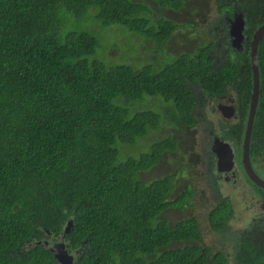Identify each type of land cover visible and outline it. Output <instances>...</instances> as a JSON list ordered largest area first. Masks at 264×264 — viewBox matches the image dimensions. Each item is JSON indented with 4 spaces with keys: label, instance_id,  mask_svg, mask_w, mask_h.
I'll return each instance as SVG.
<instances>
[{
    "label": "trees",
    "instance_id": "16d2710c",
    "mask_svg": "<svg viewBox=\"0 0 264 264\" xmlns=\"http://www.w3.org/2000/svg\"><path fill=\"white\" fill-rule=\"evenodd\" d=\"M153 4L182 9L186 0H0V264H59L53 244L42 243L70 220L68 247L81 251L76 259L70 252L75 264H230L203 242L196 215L166 217L193 198L188 184L173 195L184 167L142 177L178 150V140L162 136L124 159L121 145L163 124L191 133L198 101L191 83L216 93L239 80L249 102V51L218 69L210 44L157 66L108 65L89 59L99 47L95 34L70 29L96 17L164 45L181 24ZM251 23L252 36L262 20ZM258 58L264 90V37ZM147 96L160 99L159 110L138 107ZM233 211L229 199L213 207V230ZM235 262L264 264V246L242 240Z\"/></svg>",
    "mask_w": 264,
    "mask_h": 264
},
{
    "label": "rangeland",
    "instance_id": "374dc122",
    "mask_svg": "<svg viewBox=\"0 0 264 264\" xmlns=\"http://www.w3.org/2000/svg\"><path fill=\"white\" fill-rule=\"evenodd\" d=\"M239 5L243 6L242 0H186L185 7L182 9H163L153 4L152 8H155L157 15L166 16L181 24L164 45L146 39L142 35L135 37L133 31L121 24L103 26L96 17L88 16L78 24L73 23L70 29L84 30L95 34L99 40V47L89 59H98L108 65L129 63L136 68H142L147 64L157 66L165 63L166 59L171 57L170 55L195 53L199 47L210 44L213 45L211 52L215 58L214 68L218 69L220 65L228 63L229 60L236 57L243 58L245 53L248 51L250 53L249 39L245 38L240 47H235L231 41V18H234V6ZM246 30L247 26L245 36H249ZM190 87L199 100L195 106V115L198 121L196 124L197 133L194 130L191 133L180 132L169 124H163L160 128L150 130L137 143L121 145V157L124 159L129 154L139 156L142 151L149 150L152 141L169 134L174 136L179 142L178 150L165 153L157 165L142 173V177L150 180L176 171L181 166L184 167L177 176L173 195L181 193L184 186L188 184L194 189V197L186 207L169 209L166 217L175 222L183 217L196 215L200 219L204 243L209 244L214 250L221 249L227 252L230 264H237L233 254L235 253V243L244 238L240 229H245L248 221L257 213H261L263 207L261 203L257 202L258 195L252 192L249 186L247 188V181L244 183L238 173L233 171L234 173L227 174L224 180L218 179L219 185H216L214 183V178H216L213 171V169L215 170L214 163L206 157L207 154L203 157L201 154L193 153L192 143L195 138L201 139L204 150L210 147L209 132L214 123L211 124L207 106H211L213 100L208 103V99L203 96L204 90L200 84L191 83ZM120 99H116L115 102L121 103ZM126 103L129 104V102ZM138 107L159 110L161 101L158 98L147 96L144 103H139ZM208 153H211L210 150ZM238 157L242 158V153ZM218 170L220 171L219 167ZM224 198L232 200L234 211L225 228L215 231L209 222V211ZM58 234L61 236L62 232L49 233L48 239ZM42 241H38V243H42ZM32 245L33 243L29 242L25 247Z\"/></svg>",
    "mask_w": 264,
    "mask_h": 264
},
{
    "label": "flooded vegetation",
    "instance_id": "af4514ba",
    "mask_svg": "<svg viewBox=\"0 0 264 264\" xmlns=\"http://www.w3.org/2000/svg\"><path fill=\"white\" fill-rule=\"evenodd\" d=\"M242 3L243 6L241 5L234 6V12H233L234 15L242 14L245 18L246 24L249 25H253V23L251 22H254V20L255 21L259 20V18H261L262 23L264 22V0H242ZM228 13H230V11H228ZM248 13L250 14V17L247 15ZM247 35H249L248 37L252 38L248 30H247ZM251 67H252V61H251ZM252 82H253V72H252ZM242 87L243 86L241 85L240 81L237 80L227 84L226 87L219 92L209 93L204 91L203 96L208 99V103L211 100H213L212 105L207 106V113L209 115L211 124L214 123L209 132L211 136L210 147H207L204 150L202 148V141L201 139L199 140V138H195L192 143V150L194 154L196 155L201 154L203 157H205L207 154L206 157L214 163L215 170L213 169V171L215 174L214 176L216 177L214 178L215 179L214 183L216 185H219L218 179L224 180L227 174H230L231 172L238 173L240 179L244 183H246L247 181L246 183L247 188L249 186L250 190L254 192L256 195H258L257 202L262 204L261 206L263 207V211L253 216L252 219L248 221V223L246 224L245 229H240V231L243 232L242 234H244V238L241 239L240 241L238 240L235 243L236 247L233 256L237 253L240 246V242H242V240H250L264 246V187L258 185L257 183H255L253 180L250 179L243 163V157L242 158L238 157L240 153H242L243 156V145L246 137V129H247L246 127H247L250 102L252 97V92H251L249 102L244 100L241 97ZM198 102L199 100L197 101V103ZM247 109L248 111L246 112ZM194 131L197 133L196 126ZM219 140L223 142L225 141V144H222ZM216 148L218 149V152H221V154L224 157L225 163L222 164V166L224 169L225 168L227 169L226 171L218 170V167H220V165H219V155L217 151L214 150ZM209 150L211 153H208ZM250 155H251L253 169L260 176V178L264 180V90L261 89V76H260V96L258 101V108L253 122L251 140H250ZM225 199H229V201L233 206L232 200L230 198H224L223 200ZM223 200L217 203L216 205L222 203ZM227 223L228 221L224 224L221 230L225 228ZM259 231L260 233H258ZM53 236L55 237V239L54 237H51L50 239H45L43 243L45 242L46 246H50L52 244H55L56 242H66V249L75 256V259L77 256H79V253L77 252L78 250L73 252L68 247L67 235L64 236L62 232L61 236L59 234ZM223 252L226 253L229 258V254L225 251Z\"/></svg>",
    "mask_w": 264,
    "mask_h": 264
},
{
    "label": "water",
    "instance_id": "95a60500",
    "mask_svg": "<svg viewBox=\"0 0 264 264\" xmlns=\"http://www.w3.org/2000/svg\"><path fill=\"white\" fill-rule=\"evenodd\" d=\"M245 29H246V21L244 16L242 14H238L236 16L234 15V18L233 19L231 18V24H230V34L232 36L231 41L235 47H240L242 46L243 40L245 38L250 39V57L252 61L253 83H254L242 157H243V163L245 169L250 179L253 180L255 183H257L258 185L264 187V180L261 179L260 176L253 169L251 155H250V140H251L252 127L257 112L258 101L260 96V70H259L258 49H259V44L264 37V22L260 24L257 27V29L254 31L252 38L245 36ZM219 141L222 144H225V141L224 142L221 140ZM214 150L217 151L219 155L220 171H226L227 169L226 168L224 169L222 166V164L225 163L223 155L221 154V152H218L217 148ZM72 225H73V220H70L63 232L64 236H66L69 233V230L72 227ZM50 250L54 253L59 264H75L73 255L66 249L65 242H56L55 244L50 246Z\"/></svg>",
    "mask_w": 264,
    "mask_h": 264
}]
</instances>
